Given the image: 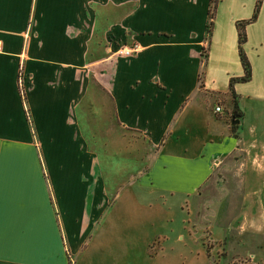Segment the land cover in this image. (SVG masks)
Masks as SVG:
<instances>
[{"label": "crops", "instance_id": "obj_1", "mask_svg": "<svg viewBox=\"0 0 264 264\" xmlns=\"http://www.w3.org/2000/svg\"><path fill=\"white\" fill-rule=\"evenodd\" d=\"M208 3L0 0V264L87 255L114 209V184L189 196L216 172L264 182L263 123L256 137L238 133L242 84L232 87L233 119L230 96L206 82L199 51ZM253 4L229 0L221 21L217 3L213 10L212 67L226 87L242 75L226 62L237 59L234 25L250 18ZM263 28L264 0L242 45L254 61L247 83L259 81V92ZM124 45L134 55L117 56Z\"/></svg>", "mask_w": 264, "mask_h": 264}, {"label": "rangeland", "instance_id": "obj_2", "mask_svg": "<svg viewBox=\"0 0 264 264\" xmlns=\"http://www.w3.org/2000/svg\"><path fill=\"white\" fill-rule=\"evenodd\" d=\"M227 3L229 0L217 2L219 21ZM215 34L216 30L210 32L204 43L209 66L206 82L213 93L229 96L227 87L212 67L215 54L210 48ZM248 38L256 39L251 32ZM258 38L264 59V28ZM232 47L236 49V43ZM127 49L122 46L117 56L134 55L125 56ZM129 49L136 51L134 46ZM204 58L200 56V60ZM248 59L252 67L254 61L250 52ZM226 62L230 68L240 66L238 59ZM255 82L238 83L242 84L239 93L246 95L239 101L243 119L238 133L242 131L249 139L257 136L258 123L264 126V91L259 92V81ZM228 130L233 132L234 129L228 124ZM240 177L245 181L240 183ZM117 179L122 182L125 175ZM121 186L117 188L114 184L107 202L108 208L115 202L114 209L90 241L87 255H79L68 264H264V182L261 180L257 185L256 175L216 172L189 196ZM258 200L262 201L261 206ZM257 212L263 216H257Z\"/></svg>", "mask_w": 264, "mask_h": 264}, {"label": "trees", "instance_id": "obj_3", "mask_svg": "<svg viewBox=\"0 0 264 264\" xmlns=\"http://www.w3.org/2000/svg\"><path fill=\"white\" fill-rule=\"evenodd\" d=\"M217 2L218 0H209V3H208V10L206 14L207 18H206V23L204 26V36H203V42H202L203 45L200 47V53H199V55L202 57H205L206 49L204 47V43H206V39H208L210 36L211 19L213 16L214 7ZM261 2L262 0H254L253 9H252L250 18L245 21L237 22L234 25L235 33H236V53H237V59H238V62H239V65L242 71V75L236 79H229L227 83V92L230 96L231 111L233 113V119L238 118L239 115L237 114V99H236L235 94L233 93L232 87L235 83H246L250 79L249 64L245 58V55L242 49V45L245 42L244 31H245V27L256 19ZM234 128L235 126H231V129H234Z\"/></svg>", "mask_w": 264, "mask_h": 264}, {"label": "built area", "instance_id": "obj_4", "mask_svg": "<svg viewBox=\"0 0 264 264\" xmlns=\"http://www.w3.org/2000/svg\"><path fill=\"white\" fill-rule=\"evenodd\" d=\"M134 52H135L134 49H127V50L124 52V55H125V56H129V54L134 53ZM17 83H18V87H19V89H20V95L22 96V85H21V78H20V77H18V81H17ZM212 112H213V114H218V113L220 112V108H219V106H215V107L213 108Z\"/></svg>", "mask_w": 264, "mask_h": 264}, {"label": "water", "instance_id": "obj_5", "mask_svg": "<svg viewBox=\"0 0 264 264\" xmlns=\"http://www.w3.org/2000/svg\"><path fill=\"white\" fill-rule=\"evenodd\" d=\"M230 124H231V125H235V124H237V121L234 120V121H232Z\"/></svg>", "mask_w": 264, "mask_h": 264}]
</instances>
